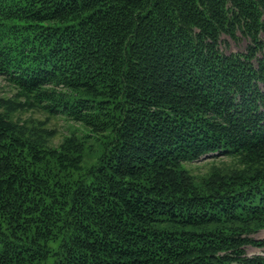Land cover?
<instances>
[{"label": "trees", "instance_id": "trees-1", "mask_svg": "<svg viewBox=\"0 0 264 264\" xmlns=\"http://www.w3.org/2000/svg\"><path fill=\"white\" fill-rule=\"evenodd\" d=\"M263 35L264 0H0V264H264Z\"/></svg>", "mask_w": 264, "mask_h": 264}, {"label": "rangeland", "instance_id": "rangeland-1", "mask_svg": "<svg viewBox=\"0 0 264 264\" xmlns=\"http://www.w3.org/2000/svg\"><path fill=\"white\" fill-rule=\"evenodd\" d=\"M238 39L234 40L228 36H222L220 43V50L226 54L230 53H243L246 52L247 46L249 45V40L241 36L240 33L237 34ZM264 38V35H263ZM16 94V90L10 86L5 80L0 78V96L7 99H12ZM18 117L22 119L32 118L34 121H45L51 129L57 130V135L53 139L52 143L57 146L64 138V136L69 135L72 131H77L79 134H84L86 131L77 124L71 123L62 117L51 118L47 121V115L42 111H28L18 114ZM226 163H230L229 159L220 158H204L199 162H194L191 164H186V167L190 170L192 174L199 177L200 175L207 174L210 169L224 168ZM251 238L254 239H264V229L258 230L257 232L251 234ZM245 251L248 256L262 254L263 249L253 248L251 246H246Z\"/></svg>", "mask_w": 264, "mask_h": 264}]
</instances>
